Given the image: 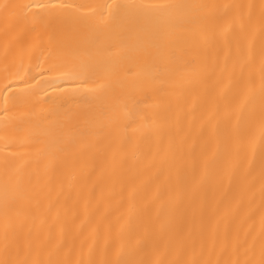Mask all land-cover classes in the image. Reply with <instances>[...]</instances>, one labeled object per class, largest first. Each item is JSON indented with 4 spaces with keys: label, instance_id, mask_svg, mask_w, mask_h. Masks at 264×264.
Here are the masks:
<instances>
[{
    "label": "bare ground",
    "instance_id": "1",
    "mask_svg": "<svg viewBox=\"0 0 264 264\" xmlns=\"http://www.w3.org/2000/svg\"><path fill=\"white\" fill-rule=\"evenodd\" d=\"M0 264H264V0H0Z\"/></svg>",
    "mask_w": 264,
    "mask_h": 264
}]
</instances>
